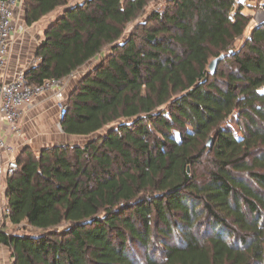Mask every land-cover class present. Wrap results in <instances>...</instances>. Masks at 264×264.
<instances>
[{
	"label": "trees",
	"instance_id": "trees-1",
	"mask_svg": "<svg viewBox=\"0 0 264 264\" xmlns=\"http://www.w3.org/2000/svg\"><path fill=\"white\" fill-rule=\"evenodd\" d=\"M21 4L27 26L58 13L32 83L97 63L61 122L77 141L27 147L4 181L12 264H264V23L239 45L236 0Z\"/></svg>",
	"mask_w": 264,
	"mask_h": 264
},
{
	"label": "built area",
	"instance_id": "built-area-1",
	"mask_svg": "<svg viewBox=\"0 0 264 264\" xmlns=\"http://www.w3.org/2000/svg\"><path fill=\"white\" fill-rule=\"evenodd\" d=\"M239 4L250 5L253 0H236ZM21 0H0V228L10 214L5 192L2 190L4 180L12 177L19 169L14 156V146L7 140V135L21 133L20 122L26 107L45 94H51L58 108V124L69 113L68 87L77 78V73L69 77L47 81L42 85L32 83L26 76V71L17 70L12 78L6 80L3 74L8 65L11 42L19 32L16 26V9ZM263 9V5L261 7ZM37 63L41 60L36 59ZM0 264H3L0 255Z\"/></svg>",
	"mask_w": 264,
	"mask_h": 264
},
{
	"label": "crops",
	"instance_id": "crops-1",
	"mask_svg": "<svg viewBox=\"0 0 264 264\" xmlns=\"http://www.w3.org/2000/svg\"><path fill=\"white\" fill-rule=\"evenodd\" d=\"M84 0H72L73 3H82ZM17 16H16V22L19 19V23L21 24L19 27V32L14 38V40L11 42V47L9 51L8 56V65L6 68L5 73L3 74V77H5L6 80H9L12 78V75L17 70H24L27 71L33 67L38 66L40 63H37L36 58V51L39 48L40 43H37V37H34L33 35L28 34L27 30L35 25H43L44 23H47V20L40 21V23L35 24L33 26L27 27L24 22V14L19 18V12L23 13V7L22 4L19 5L17 8ZM58 13L49 16L54 17L52 20L48 22V25L56 18ZM48 19V17H47ZM46 26V24H44ZM46 28L43 30V33L45 32ZM44 36V35H43ZM39 37V36H38ZM97 63V60L92 61L88 66L83 67L81 70L77 71V73L80 76L85 75L90 68L94 67V65ZM55 105V100L52 97L51 94H45L41 98L35 100L30 106L26 107L24 110L23 118L20 122V125L22 126V131L24 133V136L28 138V141H31L32 143L27 146H31L33 149H35L37 152L42 151L44 148H48L51 146H57L60 144H66V143H73L76 142L77 138L69 137L67 136L63 129L62 134L57 136L52 131V127L54 126V122L57 118L53 117L51 115V109L53 110ZM52 116V117H51ZM58 117V116H57ZM58 121V119H57ZM16 135L9 134L7 135V140L10 144L13 143V139ZM59 137V138H58ZM26 146V147H27ZM28 228L29 231H32L29 226H25ZM2 245L0 244V255H2V261L3 264H7V258L6 255H3L5 251H2Z\"/></svg>",
	"mask_w": 264,
	"mask_h": 264
},
{
	"label": "rangeland",
	"instance_id": "rangeland-1",
	"mask_svg": "<svg viewBox=\"0 0 264 264\" xmlns=\"http://www.w3.org/2000/svg\"><path fill=\"white\" fill-rule=\"evenodd\" d=\"M157 5H155V4L151 5L148 12L150 13L154 8H157ZM262 5H263V9H261ZM18 7H19V5H18ZM15 11H16V15H17V13H18L17 9ZM245 13L249 14L253 18L252 19L253 22L251 23V26L249 27V29L246 31V33L244 35V39L238 41L239 45L242 42H245V39H247L249 37V35H250V33H251V31H252V29L254 27L264 23V0H253V2L250 5H246ZM23 14H24V12L23 13L19 12L18 15H19L20 19L23 16ZM54 16H57V15H54ZM52 18H54V17H48V19L45 18L43 20H47L49 22L50 19L52 20ZM144 18H145V16L142 17L141 19L143 20ZM48 22L44 23V24H46V26L44 24L43 25L41 24L39 26L35 25V26L31 27V29L29 28V30L26 29L28 34L33 35L34 37H37V40H36L37 43H40L41 40L44 38L43 30L48 27L47 26ZM20 25L21 24L19 23V19H18L17 22H16V26H20ZM27 27H29V26H27ZM77 75L80 76L78 73H77ZM75 82L76 81L73 82V80H72L69 83V87H68V90H67L68 91V95L71 93L72 89L74 88ZM50 113H51V115H53V117L58 119V117H57L58 116V108L56 107V105H54V108H53V110L51 109ZM57 119L53 123L54 126L52 127V131L54 132L55 135L59 136V135L62 134V129H61L60 125L58 124ZM14 135H16L15 138L12 140L13 141L12 145L14 146V156L18 157L19 155L22 154V152L27 147H31V146H27V144H29V143L31 144L32 142L28 141V138L24 136V133L22 131V126H21V133H17V134H14ZM33 150L36 151L35 149H33ZM2 190L4 192H6L5 183H3ZM7 231H9L10 234H14V233H19V234L29 233L28 229L26 227H24V226H21V227L14 226L13 227L12 225H10L7 228ZM30 233H32V232H30ZM33 233H35V232H33ZM155 234L156 235L153 238L152 243H151L150 248H149V251H150L149 253H152V254L154 252H156L157 250H160V248H161V244L160 243H161L162 239H161V237H159V235L157 233H155ZM168 241H169L170 244L175 245L176 242H177V239H176V237H174V239H168ZM129 246L134 248V250L137 252L138 258H140V260H144V256H146L145 255L146 253L144 251L145 249L143 250V249H141V248H139V247H137L135 245H131V244H129ZM1 248H2V251H5L3 255H6L5 257L7 258V264H12V259H11L10 251L8 250V248H6L3 245H2ZM160 254L161 253H158L159 257H160Z\"/></svg>",
	"mask_w": 264,
	"mask_h": 264
},
{
	"label": "water",
	"instance_id": "water-1",
	"mask_svg": "<svg viewBox=\"0 0 264 264\" xmlns=\"http://www.w3.org/2000/svg\"><path fill=\"white\" fill-rule=\"evenodd\" d=\"M224 58H225V55L223 54V55H221L219 58H217V59H215V60H213V61L211 62V64L209 65V70H211V72H212L213 74H216V73L218 72V70H217V69H218V66H219L220 62H221ZM212 144H213V139L209 141L208 146L211 147Z\"/></svg>",
	"mask_w": 264,
	"mask_h": 264
}]
</instances>
